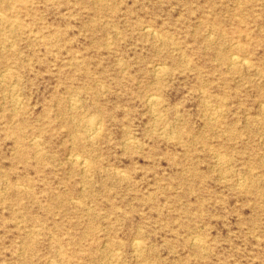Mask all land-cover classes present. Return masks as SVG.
<instances>
[{
    "label": "rangeland",
    "instance_id": "374dc122",
    "mask_svg": "<svg viewBox=\"0 0 264 264\" xmlns=\"http://www.w3.org/2000/svg\"><path fill=\"white\" fill-rule=\"evenodd\" d=\"M0 264H264V0H0Z\"/></svg>",
    "mask_w": 264,
    "mask_h": 264
},
{
    "label": "bare ground",
    "instance_id": "6f19581e",
    "mask_svg": "<svg viewBox=\"0 0 264 264\" xmlns=\"http://www.w3.org/2000/svg\"><path fill=\"white\" fill-rule=\"evenodd\" d=\"M146 29V28H145ZM159 97V96H158ZM151 98V97H150ZM153 100H155L154 98H153ZM150 101V100H149ZM155 102V101H154ZM154 104V103H153ZM152 104V105H153ZM93 119V118H92ZM101 122V121H100ZM97 123V122H96ZM87 125H89V128H90V130L92 131V133L94 134L95 132H96V129H98V128H96L97 126H96V124H95V122L93 121V120H89V123L87 124ZM89 137H91V136H89ZM92 140V139H91ZM82 159V158H81ZM76 160L78 161L79 159L78 158H76ZM82 161H84V160H82ZM243 184V183H242ZM198 242V241H197ZM138 244V243H137Z\"/></svg>",
    "mask_w": 264,
    "mask_h": 264
}]
</instances>
